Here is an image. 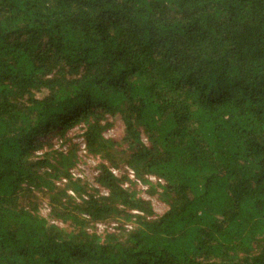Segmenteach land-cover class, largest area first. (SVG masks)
<instances>
[{
	"label": "trees",
	"instance_id": "1",
	"mask_svg": "<svg viewBox=\"0 0 264 264\" xmlns=\"http://www.w3.org/2000/svg\"><path fill=\"white\" fill-rule=\"evenodd\" d=\"M0 264H264V0H0Z\"/></svg>",
	"mask_w": 264,
	"mask_h": 264
},
{
	"label": "rangeland",
	"instance_id": "2",
	"mask_svg": "<svg viewBox=\"0 0 264 264\" xmlns=\"http://www.w3.org/2000/svg\"><path fill=\"white\" fill-rule=\"evenodd\" d=\"M104 121H109L113 126L112 128L106 130L104 132V135L106 138L113 139L117 142H120L122 144L123 148H127V145L123 143V131L124 127L123 124L119 119L111 118V117H105ZM103 121V123H104ZM77 131L70 132L68 134V138L74 137V140H71L72 144H78L77 148L78 150V156H77V164L72 169V172L76 176H79L81 179H86L90 183L94 182V178L96 177V174L98 173V166L101 163V161L98 158H94L87 154L85 150V144L82 139L76 138ZM67 147H62V151H66ZM114 174L117 176H120L121 174H128L129 181L123 183V187L126 189H132L135 190L140 197L143 199L150 201L152 204V207L156 213V215H162L167 210V206L158 198V194L161 192L160 189H152V186H157L158 180H156L154 177H149L147 180V183H144L143 181L138 180L134 173L131 170H128L127 168L123 167L122 170H112ZM59 185V184H58ZM95 187L99 190L101 195L106 194V192L102 189H99L97 185L95 184ZM156 191V193H155ZM71 194V192H69ZM155 193V194H154ZM75 195V194H74ZM50 209L47 207L45 202H42L39 207V214L43 216L44 218H47L48 222L50 224H53L58 227H63V225L60 222L51 220L49 217ZM136 213V212H134ZM137 214V213H136ZM120 224L115 221L111 222L109 224L106 223H96L94 224V227L96 228L97 232L102 234L103 232L107 231L110 233L117 232V228ZM123 225L134 227L133 223L130 222H123ZM90 230L95 231V229L90 228Z\"/></svg>",
	"mask_w": 264,
	"mask_h": 264
},
{
	"label": "built area",
	"instance_id": "3",
	"mask_svg": "<svg viewBox=\"0 0 264 264\" xmlns=\"http://www.w3.org/2000/svg\"><path fill=\"white\" fill-rule=\"evenodd\" d=\"M126 228H127V229H129V230H131V229H132V227H131V226H126Z\"/></svg>",
	"mask_w": 264,
	"mask_h": 264
}]
</instances>
